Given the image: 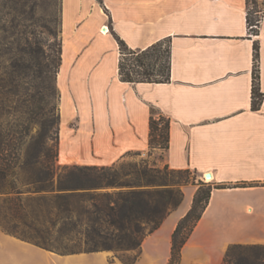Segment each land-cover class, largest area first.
<instances>
[{
    "label": "crops",
    "instance_id": "0c3cea01",
    "mask_svg": "<svg viewBox=\"0 0 264 264\" xmlns=\"http://www.w3.org/2000/svg\"><path fill=\"white\" fill-rule=\"evenodd\" d=\"M102 1L63 0L61 166L113 167L148 153L151 118L164 116L170 149L159 166L189 170L197 182L212 173L213 185L226 186L213 191L181 264H223L231 245H264V101L252 109L255 42L264 94V20L259 36L251 35L247 0ZM111 25L132 49L171 39V81L123 82L117 40L101 32ZM197 189L185 188L183 203L146 237L135 264L169 263ZM0 264L125 263L107 251L57 253L0 228Z\"/></svg>",
    "mask_w": 264,
    "mask_h": 264
},
{
    "label": "trees",
    "instance_id": "16d2710c",
    "mask_svg": "<svg viewBox=\"0 0 264 264\" xmlns=\"http://www.w3.org/2000/svg\"><path fill=\"white\" fill-rule=\"evenodd\" d=\"M31 0H0V60L6 59L10 30L18 38L10 41L16 50L12 61V71L0 74V88L19 86V78L25 68L24 55L31 57L30 68L35 79L45 81L42 66L45 50L41 41L29 38V16ZM33 10V8H32ZM31 10V11H32ZM30 11V12H31ZM249 26L254 20L247 16ZM21 29V30H20ZM27 36V37H25ZM120 48L119 74L127 83L164 84L171 81L172 49L162 51L166 41H160L145 50H134L115 35ZM9 44V43H8ZM28 49V52H26ZM9 50V49H8ZM47 58L54 69V78L47 88V97L55 98L57 94L58 74L63 64V49ZM254 60H260V45L254 44ZM6 75L10 78L6 79ZM51 78V77H50ZM48 80V78H46ZM37 93L44 97L40 83ZM8 91V90H7ZM6 93V92H5ZM39 98V99H40ZM252 109L258 111L264 101L261 92V73L254 67L252 88ZM61 116L59 115L60 122ZM17 136V137H16ZM171 121L168 118H151V150L167 152L170 149ZM0 139V228L6 233L15 235L43 248L61 254L80 252L115 251L116 253L135 252L132 258L121 260L125 264H135L141 254L142 244L146 237L157 231L165 219L181 206L185 199L184 187L193 184L199 188L195 194L192 208L181 219L173 235L172 254L168 264H181L183 249L207 210L215 189L226 186L196 182L191 172L171 170L168 166L159 168L150 166L146 161L135 165V171L122 167H74L55 182L53 168L44 159L54 157L42 135L34 136L27 147L25 161L22 157L25 139L22 132ZM60 145V144H59ZM10 149L16 152L7 155ZM35 152L32 154V152ZM59 155V147H58ZM33 161L32 168L36 177L31 182H6L18 169L22 172ZM134 173V176H131ZM19 178V177H18ZM17 181H20L19 179ZM28 187V188H26ZM34 187V189H31ZM243 187V186H237ZM118 189L110 192L109 189ZM5 213L2 214V210ZM52 225L61 224L64 237L76 233L86 240L88 250L68 251L48 247L46 238L41 232L47 220ZM46 221V223H45ZM26 226L33 231H23ZM49 229V228H48ZM49 234V231L46 230ZM40 236L41 238L37 237ZM43 239V241H42ZM223 264H264V245L235 244L226 253Z\"/></svg>",
    "mask_w": 264,
    "mask_h": 264
},
{
    "label": "rangeland",
    "instance_id": "374dc122",
    "mask_svg": "<svg viewBox=\"0 0 264 264\" xmlns=\"http://www.w3.org/2000/svg\"><path fill=\"white\" fill-rule=\"evenodd\" d=\"M102 1V0H101ZM103 3V1L101 2ZM103 5V4H102ZM33 10H32V8ZM29 9V16L26 21V25H29L28 29L31 34H29V38L33 39L34 42L36 40L41 41L43 48L45 50V59H41L43 61L42 66L44 69L45 81L36 80L34 72L30 68L31 57L24 55V64L25 68L22 70V75L19 78V86L9 88H0V139L1 137L6 136H14L17 132H22L25 139V147L23 148L22 157L25 161L26 158H32L27 156V147L32 141L34 136L42 135L43 139L47 141V145L49 148L53 149L54 157L48 159L42 158L46 163H48L54 170L55 174V182L59 181V178L64 175L67 171L74 167L78 166H61L60 159L58 155V147L60 144V134H61V119L60 122H55L56 119L59 120V115L61 116V103H62V92L59 87V74L58 80L56 82L57 85V94L55 98L47 97V93L49 94L47 88L50 85V81L52 80V76L54 78V69L53 66H50V61L47 56L51 53L57 54L60 47L64 50L65 38L67 35L64 32L63 27V0H31ZM107 8V7H105ZM32 10V11H31ZM107 10V9H105ZM31 11V12H30ZM106 13V12H105ZM250 15V18L255 22V25L249 26V33L254 36H259V32L261 29V23L264 20V0H247V16ZM106 27V26H105ZM103 28V27H102ZM151 29V28H149ZM21 30V29H20ZM13 30L6 35L8 37L7 46L5 49L6 59L0 60V74L6 73V71H12V61L10 58L15 57L16 50L10 46V41L13 39H17L18 35H13ZM102 32V29H101ZM109 32L114 36L117 34L113 25L110 26ZM103 33V32H102ZM27 37V36H25ZM162 41H166L162 51H166L169 47L172 49L171 39H165ZM160 42V41H159ZM9 43V44H8ZM260 45L261 50V44ZM119 48V45H118ZM9 49V50H8ZM141 50V49H134ZM28 52V49H26ZM120 52V48H119ZM121 54V52H120ZM172 55V54H171ZM121 58V55H120ZM259 68L261 73V55L259 62L254 60V67ZM61 69V68H60ZM51 77V78H50ZM9 76L6 75V79L9 80ZM48 78V80H46ZM40 83L41 90L43 91L44 97L40 98L37 93V84ZM8 90V91H7ZM6 92V93H5ZM40 98V99H39ZM157 119L164 116H155ZM166 118V117H164ZM17 137V136H16ZM14 149H10L7 155H11L15 153ZM32 154L35 152L31 151ZM162 151L160 150H151L148 153H133L128 155L123 161L117 164V167L124 166L125 170L135 171V165L140 164L143 161H146L150 164V166H159V160L163 158ZM33 161H30V165L24 171H20L19 169L12 174L6 182H31L32 178L36 177V172L32 168ZM81 167V166H79ZM191 172V171H190ZM131 176H134L132 173ZM19 177V178H18ZM191 178H196V182L198 180L197 174L191 172ZM20 181H17V180ZM205 183L213 184L212 182H208L209 180L204 175ZM195 189L198 187L197 185L190 184L185 188ZM28 188V187H26ZM199 188V187H198ZM29 189V188H28ZM31 189H34L32 187ZM198 190V189H197ZM108 191L114 192L118 191V189H109ZM3 200H5V196H2L0 204H3ZM2 214L5 213V209L2 208ZM46 223V221H45ZM49 228V229H48ZM23 231L31 232L30 228L26 226L22 227ZM48 230L49 234L46 233ZM41 232L46 238V244L48 247L56 249V250H68V251H84L89 249V245H87L86 240L81 238L76 233H73L70 237H64L62 232L61 224L52 225L50 220H47L45 227L41 228ZM33 234H37L33 231ZM37 237V236H36ZM41 238L40 236L37 237ZM43 241V239H42ZM113 253L117 258H124L125 260L132 258L131 253L136 254L135 252H127V253H116L115 251H107Z\"/></svg>",
    "mask_w": 264,
    "mask_h": 264
},
{
    "label": "bare ground",
    "instance_id": "6f19581e",
    "mask_svg": "<svg viewBox=\"0 0 264 264\" xmlns=\"http://www.w3.org/2000/svg\"><path fill=\"white\" fill-rule=\"evenodd\" d=\"M102 32L105 33V34L109 33V27H107V26L105 27V26H104V27L102 28ZM213 177H214V176H213ZM212 180H214V178L209 179L208 182H211Z\"/></svg>",
    "mask_w": 264,
    "mask_h": 264
},
{
    "label": "water",
    "instance_id": "95a60500",
    "mask_svg": "<svg viewBox=\"0 0 264 264\" xmlns=\"http://www.w3.org/2000/svg\"><path fill=\"white\" fill-rule=\"evenodd\" d=\"M205 176H206V178L208 180L213 178V174L212 173H207V174H205Z\"/></svg>",
    "mask_w": 264,
    "mask_h": 264
}]
</instances>
